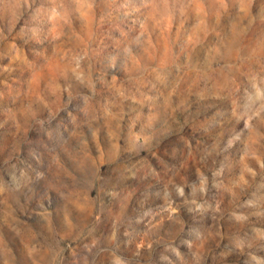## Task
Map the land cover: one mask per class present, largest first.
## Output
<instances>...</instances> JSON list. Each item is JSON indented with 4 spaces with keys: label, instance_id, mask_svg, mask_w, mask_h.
I'll list each match as a JSON object with an SVG mask.
<instances>
[{
    "label": "rangeland",
    "instance_id": "1",
    "mask_svg": "<svg viewBox=\"0 0 264 264\" xmlns=\"http://www.w3.org/2000/svg\"><path fill=\"white\" fill-rule=\"evenodd\" d=\"M0 264H264V0H0Z\"/></svg>",
    "mask_w": 264,
    "mask_h": 264
}]
</instances>
